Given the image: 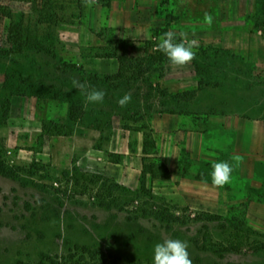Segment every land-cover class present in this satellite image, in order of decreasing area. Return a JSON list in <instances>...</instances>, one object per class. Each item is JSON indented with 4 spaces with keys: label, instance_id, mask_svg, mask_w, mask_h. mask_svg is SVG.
<instances>
[{
    "label": "rangeland",
    "instance_id": "1",
    "mask_svg": "<svg viewBox=\"0 0 264 264\" xmlns=\"http://www.w3.org/2000/svg\"><path fill=\"white\" fill-rule=\"evenodd\" d=\"M169 30L176 42L180 33L195 40L190 64L174 67L157 50ZM0 75V264L61 260L77 245L153 264L154 245L167 239L187 241L193 264H264V156L245 175L232 149L196 159L199 177L211 179L213 162L234 170L224 212L191 209L157 185L170 173L149 128L177 109L214 129L209 119L221 115L264 125V0H0ZM92 89L105 92L102 103H86ZM125 93L132 99L121 107ZM118 119L154 142L150 184L111 189L83 165L88 140L96 135L103 149ZM69 141V161L55 160Z\"/></svg>",
    "mask_w": 264,
    "mask_h": 264
},
{
    "label": "crops",
    "instance_id": "2",
    "mask_svg": "<svg viewBox=\"0 0 264 264\" xmlns=\"http://www.w3.org/2000/svg\"><path fill=\"white\" fill-rule=\"evenodd\" d=\"M178 76L184 80L186 74L180 72ZM228 118L229 115L226 118L223 115L216 119L211 117L209 120L220 124L216 129L207 120L204 122L202 115L196 116L180 109L157 113L151 118L149 128L155 130L159 155L170 173L169 180L157 185L163 186L165 193L182 199L191 209L224 212L227 207L222 203L230 196L227 187H216L207 175L199 177L205 172L199 170L196 159L214 158L211 151L228 148L242 155L241 174L258 172L255 163L264 156V125L243 117L233 121ZM88 141L83 165L93 167L122 186L136 188L141 185L145 163L152 159L151 154L144 152L145 128L133 130L124 127L118 119L113 121L111 135L103 149L95 147L96 135ZM83 143L85 145L86 141ZM67 144L55 148V153L60 156L55 160L69 161L74 144L71 141ZM77 144L81 149L80 143ZM247 155L253 159L251 163H247ZM150 183L148 178L147 184Z\"/></svg>",
    "mask_w": 264,
    "mask_h": 264
},
{
    "label": "clouds",
    "instance_id": "3",
    "mask_svg": "<svg viewBox=\"0 0 264 264\" xmlns=\"http://www.w3.org/2000/svg\"><path fill=\"white\" fill-rule=\"evenodd\" d=\"M96 3L97 0H84L86 7H92ZM203 22L211 25L213 22L212 15L205 13ZM179 35L181 40L176 42L177 33L169 30L160 36L159 43L156 46L157 50L166 55L174 67H184L190 64L196 55L193 51L196 45L195 40L189 42L184 33ZM73 86L81 91L86 89V85L77 80H73ZM85 95L86 103H102L106 94L102 90L92 89L86 91ZM131 99V94L125 93L118 103L121 107H124ZM233 159L239 161L240 158L233 157ZM212 169L210 175L213 185L220 188L230 183L234 169L227 161L213 162ZM188 248V242L179 239H167L162 243H157L154 245L153 250V264H193Z\"/></svg>",
    "mask_w": 264,
    "mask_h": 264
},
{
    "label": "trees",
    "instance_id": "4",
    "mask_svg": "<svg viewBox=\"0 0 264 264\" xmlns=\"http://www.w3.org/2000/svg\"><path fill=\"white\" fill-rule=\"evenodd\" d=\"M121 60H123V59H121ZM122 67L123 68L127 67L129 70V67H128L126 61H123L121 63V68ZM133 72L135 73V71H133ZM152 144H154V142H148L145 138V146H144V152L145 153L147 152L148 146H150ZM160 165H162L161 162H160ZM149 172H150V169H149L148 165H146V163H145V166H144V169H143V172L141 175L142 184L146 183V179H147ZM165 174H168V171H165ZM107 180L108 179H104L102 181V184L105 185L107 183ZM120 186H121L120 184H118L114 181L111 185H109V187L111 189H114L116 187L121 188ZM19 264H23V263L21 262ZM42 264H123V263L116 260L112 256L108 255L107 253H105L100 248H91L88 246L77 245L75 248L71 249L70 254L67 255L66 257H63V259L58 260L56 258L48 257ZM124 264H126V263H124Z\"/></svg>",
    "mask_w": 264,
    "mask_h": 264
}]
</instances>
